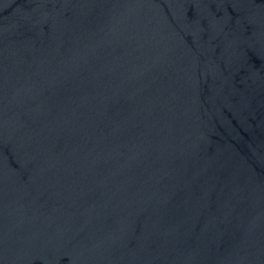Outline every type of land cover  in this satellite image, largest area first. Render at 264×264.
I'll return each instance as SVG.
<instances>
[{
  "label": "water",
  "instance_id": "water-1",
  "mask_svg": "<svg viewBox=\"0 0 264 264\" xmlns=\"http://www.w3.org/2000/svg\"><path fill=\"white\" fill-rule=\"evenodd\" d=\"M0 264H264V0H0Z\"/></svg>",
  "mask_w": 264,
  "mask_h": 264
}]
</instances>
